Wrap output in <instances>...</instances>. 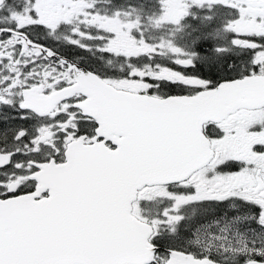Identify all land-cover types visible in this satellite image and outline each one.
<instances>
[{
    "label": "snow or ice",
    "instance_id": "6c2138e0",
    "mask_svg": "<svg viewBox=\"0 0 264 264\" xmlns=\"http://www.w3.org/2000/svg\"><path fill=\"white\" fill-rule=\"evenodd\" d=\"M0 264H264V0H0Z\"/></svg>",
    "mask_w": 264,
    "mask_h": 264
}]
</instances>
